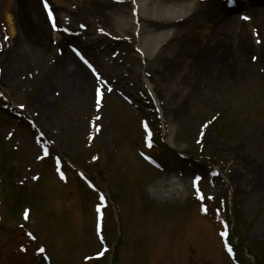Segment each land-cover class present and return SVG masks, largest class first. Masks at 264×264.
<instances>
[{"label": "rangeland", "instance_id": "1", "mask_svg": "<svg viewBox=\"0 0 264 264\" xmlns=\"http://www.w3.org/2000/svg\"><path fill=\"white\" fill-rule=\"evenodd\" d=\"M40 1L34 5L44 23ZM47 1L55 7L57 24L66 23V16ZM76 1L90 7L97 3L64 0L63 5L71 9ZM244 2L235 0L225 14L241 21L245 45L231 33L227 38L214 34L216 25L190 33L176 25L169 43L175 41L178 51L193 40L190 51L195 56L186 67L177 66L172 83L178 88L170 101L156 70L160 55L142 59L133 49L140 42V22L130 3L120 10L130 15L123 21L131 35L118 29L125 26L120 18L109 22L104 42L94 47L96 54L89 41L77 45L66 28H50L31 55L37 38L30 30L31 16L22 10L28 2L13 3L10 20L0 2V264H47L39 255L40 245L51 264H136L140 254L139 264H234L218 236L223 206L230 209V235L239 262L255 264L254 254L264 259L263 34ZM258 7L264 10V3ZM14 22L24 28L23 46L9 36ZM114 31L129 42L117 39ZM208 35L221 44L216 57ZM66 50L78 63L80 57L88 60L105 79V73L115 70L119 92L104 95L99 105L92 89L85 103L80 97L67 98ZM7 63L22 68L11 67L13 75L5 78ZM199 64L204 65L203 79ZM20 74L25 79L17 83ZM46 85L44 106L39 95ZM143 124L153 131L154 144L170 148L157 166L140 156L156 152L144 147ZM101 153L111 160L99 178ZM65 165L80 171L106 198L104 238L110 251L100 261L93 257L100 248L93 231L95 193L79 189ZM194 176L201 177V196L191 189ZM28 207L30 214L21 215Z\"/></svg>", "mask_w": 264, "mask_h": 264}, {"label": "bare ground", "instance_id": "2", "mask_svg": "<svg viewBox=\"0 0 264 264\" xmlns=\"http://www.w3.org/2000/svg\"><path fill=\"white\" fill-rule=\"evenodd\" d=\"M19 1L20 0H0V2L3 3L4 14L8 17V20H10L9 16H12L10 13L12 10L11 6L15 2L16 5H18ZM34 1L35 0H26V2H28L27 6L25 5L22 7L24 15L28 16L29 18L31 16L30 21H33V23L31 24L30 30H32V33L37 38V44L33 46L34 53L31 55H36L37 48L43 45V40L46 38L47 33H50L51 31L48 22L46 23V17L43 18L45 20L44 23L40 21L39 16H41V12L39 9V13L37 12ZM63 1L64 0H52L53 4L56 5L57 10L66 16L65 20H67L66 23L60 25L57 24L56 18L55 23L58 26V29L66 28L68 31H70L71 38L69 37V40L77 45H81L84 41H89L88 44L93 46L90 48L94 49L93 54H96L94 47L97 48L101 45L100 42H104V34L108 31L106 25H108L109 22L114 21L115 19L118 20L120 18L119 20H121V24L125 25L123 19L127 21V18L124 16H128L129 14L121 11L120 7L121 5L130 3L132 5L131 13L137 16V21L140 22V26L137 29V36L139 35L140 38V42L138 43L137 47L139 54L142 57H146L147 59H149L148 57L150 55H153V58L160 55L157 58L159 61L156 64V70L160 71V74H162L161 79L165 83L164 92L166 101H170L177 92V83H172V75L177 73V66H181L182 64V68L186 67V65H189V62L191 63L192 56H195V54H192L193 51H190V48L192 49L194 47V44L192 43L193 40L191 42L187 41V46H183L178 51H176L177 49H174V44H176L175 41L172 45L169 43L171 39L172 41L174 40L173 30H175L176 25H184L189 33L190 31L192 32L196 29L209 30L210 26L216 25L217 27L214 34H223L227 38L230 36L229 33H231V35L236 38V42L241 43V45H245L247 40L244 37V30L242 26H240L241 21L238 19L236 20L235 17L227 16L225 14L228 6L227 0H208L207 2L194 3L193 5L191 0H97L96 5L93 7L85 5V3L80 4L79 1H76L74 7L72 5L70 6L71 9L63 5ZM245 1V6H247L252 17L251 22L259 26L263 34V44L261 47L262 60L264 59V10L258 7V3L263 2V0ZM48 3L51 5L50 2ZM168 4H173L175 8L168 7ZM110 5L118 9L116 13H113V11L110 9ZM196 7L200 9L199 12L196 11ZM134 9L135 11H133ZM53 10H55L54 6ZM76 18H81V20L74 22ZM118 29L121 31V33H127L128 35H131L130 28L126 27V25L124 27L120 26ZM204 33L207 36V31ZM86 35H90V39H88ZM114 35H116L117 39L122 40L123 42H129L124 40L119 32L117 33L114 31ZM9 36L11 39L14 38V42L20 44L21 46L26 43V38L24 37V28H22L20 23L14 22L11 24ZM213 39H215V37L213 38L208 35V40H210L208 42V47L212 49L213 56L216 57L219 55V53H221L222 47L220 46L221 44L219 45L218 41L214 42ZM10 41L13 42V40ZM66 42L67 40H65V43ZM106 45L108 46L109 44ZM64 52L66 57H64L65 62H63L62 65L65 66L63 71L66 73L67 98L76 100L80 97L85 103L87 100L89 101V96L87 95L89 94L90 89H92L93 92L99 89V91L104 92V94L113 93L115 95L119 92L116 89L118 77L115 70L105 73V77L108 80L105 79L104 81L103 79L102 83L96 82L90 73L80 63H78L76 59L72 58L71 53L68 52V50ZM179 60L182 62L180 63ZM179 63L180 65H178ZM111 65L113 68H116L113 63H111ZM214 65L215 64H209L210 67H213ZM201 66L204 65H198V73L200 74V78L203 79ZM209 66L208 68L211 69ZM11 67L22 68L18 67L17 65L12 66L10 63L5 64V78L11 77L13 75L11 72ZM15 72L14 75L17 76V73ZM185 77L186 79L192 80V77ZM16 79L17 83H22L25 79L24 74H20L19 78ZM202 79H200V81H202ZM195 82H198V80H195ZM122 83H125L127 86L126 82ZM49 85H46L39 95V103H43L44 106L48 104V102H46L47 98L45 92L47 91ZM186 92L188 94L192 93L190 90H187ZM119 95L123 97L125 94L120 92ZM7 208L8 210L10 209L9 204ZM141 256L142 255L140 254L135 259L136 264L142 262Z\"/></svg>", "mask_w": 264, "mask_h": 264}, {"label": "snow or ice", "instance_id": "3", "mask_svg": "<svg viewBox=\"0 0 264 264\" xmlns=\"http://www.w3.org/2000/svg\"><path fill=\"white\" fill-rule=\"evenodd\" d=\"M44 6H45V8H48L47 0H45V5H44ZM133 11H135V9H134ZM48 15H49V18H50V19L53 18V16H52V11H51V10H49ZM53 27H55V22L53 23ZM81 58L83 59V57H81ZM253 59H255V57H254ZM85 63H87V61H85ZM89 67H91V65H89ZM97 94H98V95L100 94L99 89H97ZM21 107H22V106H21ZM145 127L147 128L146 125H145ZM149 146H151L150 141H149ZM199 179H200V177H196V180H197V181H198ZM194 183H195V181H194ZM197 192L199 193V189H197ZM101 200H103V197H101ZM222 235H225V233H222ZM41 251H43V249H41ZM228 251L231 253L232 249L229 248Z\"/></svg>", "mask_w": 264, "mask_h": 264}]
</instances>
